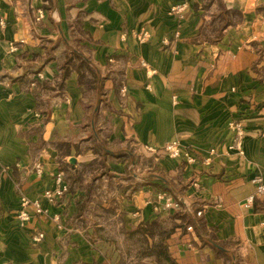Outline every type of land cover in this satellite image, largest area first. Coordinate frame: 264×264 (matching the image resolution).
<instances>
[{
	"label": "crops",
	"instance_id": "crops-1",
	"mask_svg": "<svg viewBox=\"0 0 264 264\" xmlns=\"http://www.w3.org/2000/svg\"><path fill=\"white\" fill-rule=\"evenodd\" d=\"M73 51L86 64L63 78ZM172 140L194 161L172 158ZM256 175L264 0H0V264H117L121 231L160 217L178 264H264V195L247 205ZM161 191L202 226L156 210ZM21 193L47 215L20 223Z\"/></svg>",
	"mask_w": 264,
	"mask_h": 264
},
{
	"label": "built area",
	"instance_id": "built-area-1",
	"mask_svg": "<svg viewBox=\"0 0 264 264\" xmlns=\"http://www.w3.org/2000/svg\"><path fill=\"white\" fill-rule=\"evenodd\" d=\"M172 13L175 14L177 19L179 21H182L185 17V13L187 10V4H181L172 7ZM3 23V22H2ZM150 33L147 30H142L137 34V38L139 41H145L149 38ZM175 37L180 36V31H175L174 33ZM11 49H16V45L13 44L11 46ZM122 92L126 93V86H122ZM231 128L235 132L236 139L232 148L235 147L239 150L240 153L243 152L242 149V140L244 135V126L241 121H232L230 123ZM143 148L149 152H157L158 149L152 145H144ZM164 150L172 157V158H184L188 163L194 161L192 149H189L187 147H183L181 143L178 140H172L168 142L164 146ZM211 153H215V149L211 150ZM36 171L38 174L42 173V166L40 164H36L35 166ZM253 182L256 186V192L255 195H251L247 199V205H251L254 203L257 196L264 195V177L262 175H256L253 178ZM65 191H67V187L64 186L63 188L51 191L47 190L45 191V196L50 199L51 201L57 199V197L61 196ZM157 201L154 204V207L156 210H166L170 211L173 209H179L181 206L180 200L174 198L170 193L166 191H161L157 194ZM38 215H47V210L43 207L41 201L37 198H30L26 194L21 193L20 197V208L18 210L17 217L20 221V223H26L28 222L33 216ZM202 215V210L197 211V216ZM186 230L189 232H194L195 227L193 224H187ZM44 232L43 231H37L33 236L32 240L35 244L40 243L44 238Z\"/></svg>",
	"mask_w": 264,
	"mask_h": 264
},
{
	"label": "rangeland",
	"instance_id": "rangeland-1",
	"mask_svg": "<svg viewBox=\"0 0 264 264\" xmlns=\"http://www.w3.org/2000/svg\"><path fill=\"white\" fill-rule=\"evenodd\" d=\"M220 13L222 14V12H219V15H221ZM179 209L180 210L176 209L177 212L182 211L181 206ZM173 217L175 218L174 215ZM172 223L173 221L171 219H168L167 217H160L159 219H157V225H155L152 230L157 236L156 241L158 243L161 241V238H163V233L165 231L168 232L173 229L174 226ZM147 228H149V225L147 226ZM139 229L137 231H126L125 233L121 231V235L124 236V240L116 242L118 254L120 256L119 258L117 257L116 263L153 264V261L156 260V264H166L165 260L161 259L162 257H153L154 255H152V253L155 254L154 251L158 250V248H149V238L146 241L145 227L140 230ZM165 241L166 243H168L167 239Z\"/></svg>",
	"mask_w": 264,
	"mask_h": 264
},
{
	"label": "trees",
	"instance_id": "trees-1",
	"mask_svg": "<svg viewBox=\"0 0 264 264\" xmlns=\"http://www.w3.org/2000/svg\"><path fill=\"white\" fill-rule=\"evenodd\" d=\"M76 60H78L79 63H76ZM85 64H86L85 60L82 59V56L78 52H76V51L71 52V54L68 55V58H67L65 65L63 67V78L69 74L71 68H77L78 70H80V68L82 66H84ZM182 212H184V211H182ZM181 218L184 222V227L186 229V224L190 220L189 214L187 212H184L181 214ZM189 223L194 225L195 230L199 229L202 226V222L200 220H198L197 222L190 221ZM148 225H149V228H147ZM155 225H157V220H153L151 222L141 224L133 230L137 231L139 228L142 229L143 227H145L146 230L145 229L144 230L146 233V241L149 238V248H152V249L158 248V250L154 251L155 254L152 253V255H154L153 257H162L161 259L165 260L166 264H178L175 261V259L172 257L170 250H169V245L165 241L166 239H168L171 236V233L174 232V229H172L168 232L165 231L163 233L164 234L163 238H161V241L158 243L156 241L157 236L155 235L154 231L152 230ZM133 230H131V231H133Z\"/></svg>",
	"mask_w": 264,
	"mask_h": 264
},
{
	"label": "water",
	"instance_id": "water-1",
	"mask_svg": "<svg viewBox=\"0 0 264 264\" xmlns=\"http://www.w3.org/2000/svg\"><path fill=\"white\" fill-rule=\"evenodd\" d=\"M75 159H72L71 161H74Z\"/></svg>",
	"mask_w": 264,
	"mask_h": 264
}]
</instances>
